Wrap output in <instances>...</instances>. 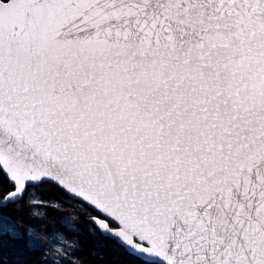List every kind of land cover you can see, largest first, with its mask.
I'll use <instances>...</instances> for the list:
<instances>
[{"label":"snow or ice","instance_id":"6c2138e0","mask_svg":"<svg viewBox=\"0 0 264 264\" xmlns=\"http://www.w3.org/2000/svg\"><path fill=\"white\" fill-rule=\"evenodd\" d=\"M65 206L128 264H264V0H0V264H88Z\"/></svg>","mask_w":264,"mask_h":264},{"label":"trees","instance_id":"16d2710c","mask_svg":"<svg viewBox=\"0 0 264 264\" xmlns=\"http://www.w3.org/2000/svg\"><path fill=\"white\" fill-rule=\"evenodd\" d=\"M49 196H60L67 205H75L76 201L69 199L56 189H51ZM62 213L66 216H75L77 221L74 225L76 231L80 232V241L84 245L83 257L88 264H128L129 257L124 253L123 249L114 240L99 236V234L91 235V225L87 222V212L81 211L78 207L65 206ZM5 255H10L8 249H5Z\"/></svg>","mask_w":264,"mask_h":264}]
</instances>
